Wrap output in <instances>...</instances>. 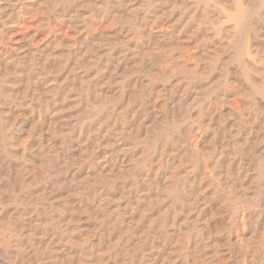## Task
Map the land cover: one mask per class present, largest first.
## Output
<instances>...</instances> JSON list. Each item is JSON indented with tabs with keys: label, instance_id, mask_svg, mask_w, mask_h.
Wrapping results in <instances>:
<instances>
[{
	"label": "bare ground",
	"instance_id": "6f19581e",
	"mask_svg": "<svg viewBox=\"0 0 264 264\" xmlns=\"http://www.w3.org/2000/svg\"><path fill=\"white\" fill-rule=\"evenodd\" d=\"M0 264H264V0H0Z\"/></svg>",
	"mask_w": 264,
	"mask_h": 264
}]
</instances>
